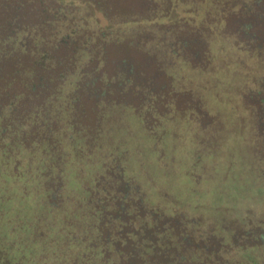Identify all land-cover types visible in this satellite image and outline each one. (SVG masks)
Returning <instances> with one entry per match:
<instances>
[{"label": "rangeland", "instance_id": "rangeland-1", "mask_svg": "<svg viewBox=\"0 0 264 264\" xmlns=\"http://www.w3.org/2000/svg\"><path fill=\"white\" fill-rule=\"evenodd\" d=\"M31 1L0 0V19L4 6ZM124 1L147 15L148 0ZM171 1L162 22L187 35L188 50L207 48L211 38L206 68L177 59L161 72L157 60L146 66L144 49L110 50L112 61L143 62L144 72L156 74L157 94L173 83L175 93L150 101L156 111L107 107L101 136L89 146L71 130L50 150L20 128L0 129V264H108L97 244L98 179L117 167L149 208L184 218L197 236L222 239L225 264H264L253 244L264 233V112L259 117L253 99L264 63L225 39L219 24L203 25L211 0ZM127 100L138 110L145 104Z\"/></svg>", "mask_w": 264, "mask_h": 264}, {"label": "trees", "instance_id": "trees-1", "mask_svg": "<svg viewBox=\"0 0 264 264\" xmlns=\"http://www.w3.org/2000/svg\"><path fill=\"white\" fill-rule=\"evenodd\" d=\"M148 2L147 15L137 13L124 0H44L40 7L32 0L28 7L23 3L4 6L0 129L20 128L23 138L44 140L50 150L55 138L58 143L71 130L89 146L101 136L107 107L156 111L150 101L175 93L173 83L172 90L157 94L156 74L144 72L143 62L112 61L110 50L144 49L149 56L146 66L157 60L161 72L177 59L206 68L211 38L207 48L191 52L187 35L179 37L177 27L162 22L172 11L173 1ZM211 15L217 16L216 21L207 20ZM205 16L204 26L219 24L225 39L264 63V0H211ZM144 31L149 35L140 36ZM131 95L139 101L145 98L142 109L127 103ZM253 99L262 117L264 78ZM98 188L97 244L108 264H225L220 256L226 248L222 239L197 236L188 230L184 218L149 208L141 187L126 180L122 169H110L107 177L98 179Z\"/></svg>", "mask_w": 264, "mask_h": 264}, {"label": "flooded vegetation", "instance_id": "flooded-vegetation-1", "mask_svg": "<svg viewBox=\"0 0 264 264\" xmlns=\"http://www.w3.org/2000/svg\"><path fill=\"white\" fill-rule=\"evenodd\" d=\"M254 234V233H253ZM255 242L256 243H253L254 246H259L263 249V254H264V233L260 234V235H257L255 237Z\"/></svg>", "mask_w": 264, "mask_h": 264}]
</instances>
